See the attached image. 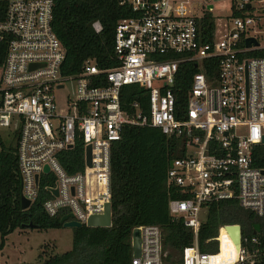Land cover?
I'll list each match as a JSON object with an SVG mask.
<instances>
[{
    "label": "built area",
    "instance_id": "2783aa9c",
    "mask_svg": "<svg viewBox=\"0 0 264 264\" xmlns=\"http://www.w3.org/2000/svg\"><path fill=\"white\" fill-rule=\"evenodd\" d=\"M57 1L0 0V44H6L0 64V146L15 149L20 197L33 204L45 181L43 212L50 218L71 213L85 224L111 203V150L123 130L156 128L181 142L182 155L166 174L167 186L179 197L169 199L168 211L194 234L192 247L173 264H216L212 258L220 252L224 226L213 239L216 253H202L197 244L207 204L234 200L264 218V56H250L263 50L259 44L246 47L248 38L255 39L251 28L264 17V0H231V15L222 24L211 14L213 7L193 17L179 0H116L132 14L115 29L118 66L100 70L87 62L76 75L61 70L65 49L52 28ZM207 13L213 18L211 32ZM92 28L101 31L98 22ZM205 61H215V68L208 65L209 76ZM184 63L198 72L180 108L174 86ZM131 85L147 91V114L137 102L122 107L121 89ZM77 143L84 148V166L69 174L60 160ZM136 229L140 254L130 264H167L161 229ZM253 232L243 235L241 229L239 247L227 264L264 263V248Z\"/></svg>",
    "mask_w": 264,
    "mask_h": 264
},
{
    "label": "trees",
    "instance_id": "16d2710c",
    "mask_svg": "<svg viewBox=\"0 0 264 264\" xmlns=\"http://www.w3.org/2000/svg\"><path fill=\"white\" fill-rule=\"evenodd\" d=\"M237 1V0H233ZM4 6L0 4V19ZM132 16L129 9L116 0H58L53 10L52 28L65 49L62 65L64 75H76L87 62L95 63L100 70L118 66L113 53L115 29L119 20ZM98 22L101 31L96 33L92 25ZM205 25L211 32L213 18L206 14ZM6 44H0V64L3 62ZM252 57L264 56V49L252 52ZM207 75L215 61H205ZM211 68H209L210 70ZM198 70L193 64H181L174 86L177 105L183 108L190 80ZM121 104L130 109L134 102L147 114V91L136 85L121 89ZM182 155L181 142L165 137L152 127H126L121 139L111 150L110 194L112 225L110 228L82 227L72 230L71 250L53 255L39 264H130L132 258L131 235L140 226H157L161 229L162 259L167 264L181 262L184 251L194 244V234L181 220H172L168 211L170 198H179L167 186L166 174L170 162ZM61 164L72 174L84 166V148L80 143L66 150ZM29 209L20 207V178L17 158L12 146H0V248L4 239L24 225L32 224L38 230L60 229L64 215L48 217L42 209L45 200L43 187ZM260 227L256 237L264 248V218L242 210L236 201L209 203L205 207L203 221L197 233V244L202 253H216L213 239L218 229L225 225H240L243 235L253 226ZM227 235H229L227 237ZM237 228H223L220 243L226 239L237 240ZM231 251L223 252L218 262L228 263ZM217 262V261H216ZM258 264V263H256ZM264 264V263H261Z\"/></svg>",
    "mask_w": 264,
    "mask_h": 264
},
{
    "label": "rangeland",
    "instance_id": "374dc122",
    "mask_svg": "<svg viewBox=\"0 0 264 264\" xmlns=\"http://www.w3.org/2000/svg\"><path fill=\"white\" fill-rule=\"evenodd\" d=\"M179 1L184 3L193 17H200L206 12L207 5H212L213 9L210 12L220 23L231 15V0ZM249 35L255 37L259 49H264V17L251 28ZM71 247L72 229L23 228L4 239L0 248V264H39L53 255L70 251Z\"/></svg>",
    "mask_w": 264,
    "mask_h": 264
},
{
    "label": "water",
    "instance_id": "95a60500",
    "mask_svg": "<svg viewBox=\"0 0 264 264\" xmlns=\"http://www.w3.org/2000/svg\"><path fill=\"white\" fill-rule=\"evenodd\" d=\"M208 10L212 9V5H208L207 6ZM258 46L257 41L254 38H248L246 40V47L250 48L251 46ZM85 162H86V166L90 167L91 163H90V147H87L85 149ZM45 172H48V168L45 167ZM54 194L56 195L57 193L54 192ZM20 207L22 211H26L27 209H29L30 207V202L28 200H25L23 197H20ZM73 215L67 214L64 215L61 219H60V224L62 225L63 228H68V229H79L82 227H86L89 229H93V228H110L112 225V210H111V203L107 202L104 204L103 206V212L100 215H92L90 217L87 218L85 224H82L78 221H75L73 219ZM23 228H33L32 224H28V225H24ZM225 229L227 228H237L238 229V236H237V241L238 244L236 245V247H239V242H240V235H241V227L240 225H225L224 226ZM254 232L253 234H257L260 230V227L258 224H255L253 226ZM131 248H132V256L133 257H138L140 254V234L139 231L137 229H134L131 235Z\"/></svg>",
    "mask_w": 264,
    "mask_h": 264
},
{
    "label": "bare ground",
    "instance_id": "6f19581e",
    "mask_svg": "<svg viewBox=\"0 0 264 264\" xmlns=\"http://www.w3.org/2000/svg\"><path fill=\"white\" fill-rule=\"evenodd\" d=\"M229 235H227V237H228ZM238 244V241L237 240H233V239H226V240H224V241H222L221 242V248H220V252H219V254L218 255H216L215 257H213L212 258V260L214 261V262H216L217 261V263L216 264H227V263H224V262H218V259H216V258H218L219 256H221L222 254H223V252H226V251H231V254H229V256H230V261L232 260V257H233V251H234V247L236 246ZM229 261V262H230ZM228 262V263H229Z\"/></svg>",
    "mask_w": 264,
    "mask_h": 264
}]
</instances>
